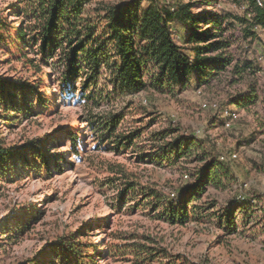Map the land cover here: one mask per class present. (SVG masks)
Listing matches in <instances>:
<instances>
[{
    "label": "rangeland",
    "instance_id": "rangeland-1",
    "mask_svg": "<svg viewBox=\"0 0 264 264\" xmlns=\"http://www.w3.org/2000/svg\"><path fill=\"white\" fill-rule=\"evenodd\" d=\"M157 1L160 6L168 2ZM146 4L142 0V5ZM4 5L5 1L0 0V8ZM215 8L243 18L239 3L232 0H219L208 10ZM3 17L14 19L8 12ZM231 23L233 27L224 32L229 52L234 61L252 63L241 78L230 66L207 84L197 85L192 76L189 84L183 89L175 88L171 94L151 90L113 95L97 108L81 104L77 91L65 102L53 101L55 82L48 81L45 75L40 78L44 81L40 95L49 100L48 109L36 114L34 107L30 117L12 127L2 125L0 120V136L4 145L13 149L31 142L35 145L39 139L56 141L46 150L50 154L62 152L63 167L50 176L39 177L30 171L12 180L0 179V264H51L55 247L71 240L93 243L99 253L105 252L107 245L132 242L156 249L158 253L152 261L139 264H264V32L253 31L251 37L245 33L249 23ZM172 31L176 40L184 34L177 27ZM47 71L50 70L44 69V73ZM33 79L19 62L0 52V80L33 87L37 81ZM251 89L258 95L257 102L245 108L235 107L238 119L224 126L220 109L228 107L235 95ZM114 114L122 116L117 133L142 130L135 141V152L123 150L116 154L106 145L97 146L95 137L86 129L87 118ZM65 126L80 132L79 159L71 156L62 136L61 128ZM166 129H176L171 137L194 136L202 141L207 153L219 159L225 157L222 161L227 162L233 175L222 189L207 187L199 200L190 203L188 209L193 204L197 208L183 225L170 224L159 217L161 208L150 206L153 197H146L133 210L127 206L117 210L113 206L116 191L102 185L111 177L119 179L118 183L128 179L136 183L138 191H152L166 200L178 198L189 174L200 163L193 160L194 154L174 162L152 161L150 156L165 141L152 140L153 135ZM232 153L235 158H226ZM139 155L147 156L146 161L138 159ZM209 203L211 208L205 210ZM25 209H30L29 214ZM231 211L233 218L228 224L226 214ZM26 222L27 228L17 233V224ZM95 261L138 264L127 250L96 257Z\"/></svg>",
    "mask_w": 264,
    "mask_h": 264
},
{
    "label": "trees",
    "instance_id": "trees-1",
    "mask_svg": "<svg viewBox=\"0 0 264 264\" xmlns=\"http://www.w3.org/2000/svg\"><path fill=\"white\" fill-rule=\"evenodd\" d=\"M4 1L5 5L0 8V52L9 60L19 62L24 72L31 73L33 80H37L33 87L24 82L14 85L0 80V120L7 127L30 117L35 112L34 107L38 110L36 114L48 109L49 100L47 102L39 91L44 82L40 78L44 75L57 87L53 101L65 102L77 91L81 104L97 108L113 95L127 96L151 90L171 94L175 88L183 89L189 84L192 76L197 85H203L217 79L230 66L239 78L252 68L249 61H234L228 49L229 41L224 36V32L233 27L232 20H246L217 8L209 11L208 8L219 0H168L163 6L157 0H146L145 6L142 0ZM232 1L244 2L253 15L252 21H246L249 23L245 27L246 35L253 37L254 25L264 32V9L257 7L255 0ZM4 12L14 19H5ZM173 27L184 30L180 40L174 38ZM44 69L50 71L44 73ZM101 80L104 83H100ZM257 99L255 89H251L231 98L229 106L245 108L254 105ZM121 118V114H114L85 120L86 129L95 137L97 146L106 145L116 154L123 150L134 151L142 130L117 133ZM61 130L71 156L79 159L80 132L74 133L70 126ZM175 132L176 129H166L153 135L152 140L165 141L150 158L154 162H174L194 154L193 160L200 165L189 174L178 198L162 199L152 191H138L131 180L118 183L119 179L111 177L102 185L116 191L115 209L127 206L133 210L146 197L150 200L153 197L150 206L161 208L159 217L170 224L183 225L192 219L197 208L193 204L188 209L189 204L199 200L207 187L222 189L233 179L229 165L222 161L225 157L219 159L207 153L203 142L194 136L171 137ZM55 142L49 138L39 139L35 145L31 142L13 149L4 145L0 136V179L12 180L24 172L50 176L55 170H62V152L50 154L46 150ZM145 157L139 155L137 158L146 161ZM226 158L231 159L230 155ZM110 170L115 171L111 167ZM210 206L209 203L204 209ZM29 210L25 209V214H29ZM232 218V211L226 214L228 224ZM27 226V222L17 224L14 229L20 233ZM97 248L93 243L71 240L55 247L51 264H96V257L118 255L125 250L139 264L152 261L158 253L153 247L136 242L107 245L101 253Z\"/></svg>",
    "mask_w": 264,
    "mask_h": 264
},
{
    "label": "built area",
    "instance_id": "built-area-1",
    "mask_svg": "<svg viewBox=\"0 0 264 264\" xmlns=\"http://www.w3.org/2000/svg\"><path fill=\"white\" fill-rule=\"evenodd\" d=\"M255 5L261 9H264V0H255ZM239 9L242 12V17L246 21H248V22L252 21L253 15L249 10H247V5L244 2H241L239 4ZM251 30L252 31H259V30L263 31L260 26H256V25L252 26ZM212 106H213V108L217 107L216 104H212ZM219 115L223 120V125L226 127L230 126L231 122L238 119V112L236 111L235 108H232L231 106L222 107L220 109ZM235 157H236V155L234 153H232L230 155L231 159H233ZM221 159H223V158L221 157ZM172 196H173V194H172Z\"/></svg>",
    "mask_w": 264,
    "mask_h": 264
}]
</instances>
